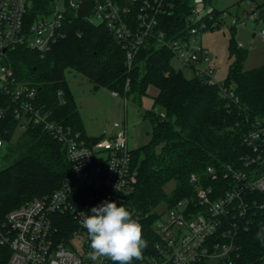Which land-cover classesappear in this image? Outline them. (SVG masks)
<instances>
[{"label":"built area","instance_id":"1","mask_svg":"<svg viewBox=\"0 0 264 264\" xmlns=\"http://www.w3.org/2000/svg\"><path fill=\"white\" fill-rule=\"evenodd\" d=\"M82 1L54 0L51 13L38 14L27 24V0H0V92L12 99L0 108V117L5 114L4 108H12L21 129L41 125L63 143L72 168L58 189L14 208L0 224V261L6 258L7 264H100L88 259L90 242L81 221L104 201L129 209L128 196L138 180L126 125L115 122L116 131L111 136L85 137L55 119L53 109L39 102L37 88L19 81L14 68L3 62L7 51L18 46L44 56L65 35L64 25L68 18L71 20L67 12L78 17ZM90 1V10L82 17L102 24L113 34L126 51L129 68L140 49L153 43L169 49L175 59L193 70V77L217 85L228 106L239 104L235 84L215 79L211 51L199 40L203 33L221 25L226 11L207 0H191L185 27L175 32L174 22L166 24L165 18L175 13L178 0ZM95 19L100 22L95 23ZM260 35L264 37V29ZM58 96L59 103L64 104L63 90ZM160 116L165 118L166 113ZM241 116L247 148L241 157L243 166H226L223 177L227 186L197 184L195 201L180 199L164 217L160 214L154 224L158 239L153 252L132 264H198L204 260L231 264L238 250L239 231L247 230L253 215L264 210V199L257 196L264 192V114L253 115L245 108ZM3 146L0 136V154ZM208 172L216 175L212 166ZM66 213L73 217L75 227L68 236H61L59 217ZM103 264L112 262L105 259Z\"/></svg>","mask_w":264,"mask_h":264},{"label":"trees","instance_id":"2","mask_svg":"<svg viewBox=\"0 0 264 264\" xmlns=\"http://www.w3.org/2000/svg\"><path fill=\"white\" fill-rule=\"evenodd\" d=\"M27 24L38 14H49L54 0H27ZM212 2V0H207ZM191 0H178L175 13L165 18L174 22L175 32L185 27ZM64 25L65 35L58 38L51 49L41 56L24 46L9 49L3 62L14 68L19 81L34 85L39 102L53 109L55 119L65 122L88 137L66 73L76 70L87 76L95 87L105 86L118 94H134L141 98L150 85L158 88L154 107L161 106L166 117L153 110L145 112L151 121L150 140L133 149L138 180L128 196L129 210H135L143 227L148 247L143 254H151L158 237L154 223L160 216L156 208L162 203L171 207L178 200L195 201L196 186L201 184L227 186L223 177L228 164L242 167V155L247 151L243 143L242 110L253 115L264 114V65L244 68L245 54L238 52L229 68L226 83L235 84L238 105H227L217 85L199 77L188 78L172 64L173 53L164 47L147 43L137 53L133 66L128 67L126 51L102 24L96 25L74 12ZM264 17V14L260 15ZM231 54L240 50L230 39ZM59 90L66 102L59 103ZM12 103L9 95L0 92V108ZM0 117V136L4 139L0 162V224L7 214L26 201L50 194L58 189L72 173L62 142L45 132L41 125L30 124L21 129L12 108H4ZM97 139V138H96ZM215 169L216 175L208 172ZM193 175L197 180L193 181ZM175 185L168 191L167 186ZM257 196L264 199V192ZM61 236H68L75 227L73 217H59ZM264 226V210L253 215V221L237 236L238 250L231 264H264V245L255 238ZM7 264V259L0 261ZM198 264H220L209 260Z\"/></svg>","mask_w":264,"mask_h":264},{"label":"rangeland","instance_id":"3","mask_svg":"<svg viewBox=\"0 0 264 264\" xmlns=\"http://www.w3.org/2000/svg\"><path fill=\"white\" fill-rule=\"evenodd\" d=\"M212 3L219 10L227 12L217 29L205 32L199 38L211 51L216 66L215 79L226 82L230 65L238 52L245 54L243 63L245 69L264 65V37L260 35L264 28V17L259 16L260 10L264 8V0H212ZM99 22L95 19V23ZM232 37L235 45L240 48L233 54L230 49ZM239 43L242 45L239 46ZM172 64L186 77L194 76L193 70L177 59L173 58ZM66 76L88 137L111 136L116 131L114 123L119 122L127 126L129 147L132 150L150 140L152 124L145 118V112L149 110L158 114L165 112L159 105L154 107V96L158 93L155 85H150L147 92L139 98L134 94L129 96L114 94V91L105 86L96 88L87 76L76 70H68ZM174 185V181L170 182L167 186L168 191ZM168 209L169 206L165 203L156 208L162 217L167 214Z\"/></svg>","mask_w":264,"mask_h":264},{"label":"clouds","instance_id":"4","mask_svg":"<svg viewBox=\"0 0 264 264\" xmlns=\"http://www.w3.org/2000/svg\"><path fill=\"white\" fill-rule=\"evenodd\" d=\"M134 214V209L117 206L114 201H104L90 210V215L81 221L90 242L87 254L90 261L103 264L106 259L112 264H132L143 258L148 242ZM255 238L264 245V226L259 228Z\"/></svg>","mask_w":264,"mask_h":264},{"label":"water","instance_id":"5","mask_svg":"<svg viewBox=\"0 0 264 264\" xmlns=\"http://www.w3.org/2000/svg\"><path fill=\"white\" fill-rule=\"evenodd\" d=\"M91 8V1L90 0H83L81 5L78 8V17H82L84 14H86ZM264 14V8L260 10L259 16ZM6 49H4L5 51Z\"/></svg>","mask_w":264,"mask_h":264},{"label":"crops","instance_id":"6","mask_svg":"<svg viewBox=\"0 0 264 264\" xmlns=\"http://www.w3.org/2000/svg\"><path fill=\"white\" fill-rule=\"evenodd\" d=\"M263 29H264V28H263ZM255 35H256V33L253 34V36H255ZM86 133H87V132H86Z\"/></svg>","mask_w":264,"mask_h":264}]
</instances>
